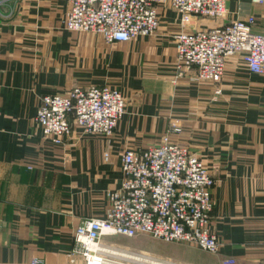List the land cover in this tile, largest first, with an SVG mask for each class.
I'll list each match as a JSON object with an SVG mask.
<instances>
[{
    "label": "crops",
    "instance_id": "1",
    "mask_svg": "<svg viewBox=\"0 0 264 264\" xmlns=\"http://www.w3.org/2000/svg\"><path fill=\"white\" fill-rule=\"evenodd\" d=\"M226 3L223 20L197 18L186 31L251 18L254 31H262L264 4ZM68 8L66 0H0V264H70L77 228L103 218L108 193L122 186L123 153L156 146L169 132L216 181L210 229L221 252L152 240L149 248L142 244L147 237L119 240L122 246L158 263L264 264V76L235 56L220 95L192 73L177 78L182 28L169 1L158 6L154 36L111 45L66 31ZM93 86L126 98L114 136H84L75 128L64 146L43 140L40 99ZM109 238L103 242L117 241Z\"/></svg>",
    "mask_w": 264,
    "mask_h": 264
},
{
    "label": "built area",
    "instance_id": "2",
    "mask_svg": "<svg viewBox=\"0 0 264 264\" xmlns=\"http://www.w3.org/2000/svg\"><path fill=\"white\" fill-rule=\"evenodd\" d=\"M63 27L91 33L106 44L152 37L160 27L158 6L169 1L180 17L182 32L175 38L176 77L194 74L195 82L218 86L230 58L242 56L252 74L264 76V28L255 32L254 20L232 22L212 29L190 28L194 19L223 20L226 0H66ZM264 4V0H254ZM221 94V89L215 91ZM126 110V98L107 86L75 87L64 95L44 96L36 123L43 140L64 146L75 128L84 136L110 139ZM171 133L146 150L128 149L122 155V186L108 193L103 218L86 219L77 228L70 264L158 263L144 253L109 245L104 237H149L165 244L191 245L210 255L222 249L211 232L216 181L204 162L187 147L172 143ZM110 154H105L109 160ZM31 169V168H30ZM226 264H234L228 261Z\"/></svg>",
    "mask_w": 264,
    "mask_h": 264
},
{
    "label": "rangeland",
    "instance_id": "3",
    "mask_svg": "<svg viewBox=\"0 0 264 264\" xmlns=\"http://www.w3.org/2000/svg\"><path fill=\"white\" fill-rule=\"evenodd\" d=\"M148 238V240H150V241H148L147 239L146 240H144V241H142V244L144 245V246H146V247H149V248H154V243H152V241H154V240H152L151 238H149V237H147ZM111 241H114V240H117V241H114L112 244H114L115 246H119V247H123L122 246V242H120L121 240H130V239H128V238H123V237H116V238H109ZM134 239H136V238H134ZM120 240V241H119ZM132 240V239H131ZM152 240V241H151ZM154 242H156V243H159V242H157V241H154ZM109 244V243H108ZM112 244H109V245H112ZM133 264H146V263H133Z\"/></svg>",
    "mask_w": 264,
    "mask_h": 264
},
{
    "label": "bare ground",
    "instance_id": "4",
    "mask_svg": "<svg viewBox=\"0 0 264 264\" xmlns=\"http://www.w3.org/2000/svg\"><path fill=\"white\" fill-rule=\"evenodd\" d=\"M134 260H136L137 262H139V263H144V260H140V259H138V258H134Z\"/></svg>",
    "mask_w": 264,
    "mask_h": 264
}]
</instances>
